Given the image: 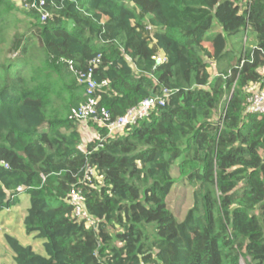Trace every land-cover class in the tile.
Returning a JSON list of instances; mask_svg holds the SVG:
<instances>
[{
    "label": "trees",
    "instance_id": "obj_1",
    "mask_svg": "<svg viewBox=\"0 0 264 264\" xmlns=\"http://www.w3.org/2000/svg\"><path fill=\"white\" fill-rule=\"evenodd\" d=\"M241 33L252 43L238 49ZM6 43L0 213L26 194L24 234L45 254L5 234L14 264H264V117L244 91L264 88V0H0ZM97 58L112 120L155 100L121 135L89 120L82 145L68 117L85 101L77 73ZM182 181L179 219L167 197ZM73 189L94 227L74 219Z\"/></svg>",
    "mask_w": 264,
    "mask_h": 264
},
{
    "label": "built area",
    "instance_id": "obj_2",
    "mask_svg": "<svg viewBox=\"0 0 264 264\" xmlns=\"http://www.w3.org/2000/svg\"><path fill=\"white\" fill-rule=\"evenodd\" d=\"M45 16L42 15V20ZM148 29H150L148 27ZM158 63L162 62L161 57H157ZM70 70L75 71L74 63L70 60L63 61ZM99 59H94L89 62L88 68L84 72L77 73V81L84 87L85 101L73 107L69 112V119L77 121L80 124H85L89 120L105 127L109 136L121 135L128 127L137 125L141 121L148 118L153 104H150L148 100L141 102L137 107L130 109L123 116L111 119L110 114L104 109L98 106V97L95 96V92L104 89L107 86L106 81L97 82L94 79L93 71L97 68ZM258 73L263 74V69H259ZM245 96L247 103V112L249 114H255L264 117V88L259 82L252 83L245 88ZM164 101H160V105H163ZM94 175L93 171H89L86 175V180L91 181L90 177ZM83 200L84 197L79 190H71L69 194V201L73 207V217L77 221H84L87 228L94 227L95 223L93 219L89 218L83 213Z\"/></svg>",
    "mask_w": 264,
    "mask_h": 264
},
{
    "label": "rangeland",
    "instance_id": "obj_3",
    "mask_svg": "<svg viewBox=\"0 0 264 264\" xmlns=\"http://www.w3.org/2000/svg\"><path fill=\"white\" fill-rule=\"evenodd\" d=\"M25 28L26 27L24 24L22 26L17 25L16 28H11L8 33V37L12 39L13 35H15L17 32L22 34ZM230 41L239 49L242 46L252 43V38L245 33H241L230 38ZM2 48L3 50L1 51ZM8 48L9 43H6L0 47V53L3 52V56L0 57V60L3 59ZM78 127L83 136L82 145H85L86 142L94 135L92 128L88 126L87 123L79 124ZM172 176L177 178L178 171L172 170ZM183 183L185 182L182 181L176 184L173 187L171 194L167 197L168 208L179 219L184 216L186 210L190 206L189 199L191 191L187 190ZM20 197L21 198L19 199L18 205L0 213V264H14L13 254L4 241L5 234L15 237L23 246H31L35 253L42 256L45 255L42 248V243L40 241H35L33 237H29L24 234V229L22 227V217L24 215V210L27 208V195L24 194V196ZM240 264L247 263L243 259H240Z\"/></svg>",
    "mask_w": 264,
    "mask_h": 264
},
{
    "label": "water",
    "instance_id": "obj_4",
    "mask_svg": "<svg viewBox=\"0 0 264 264\" xmlns=\"http://www.w3.org/2000/svg\"><path fill=\"white\" fill-rule=\"evenodd\" d=\"M154 100H155V96L152 94V95L150 96V98L148 99V102H149L150 104H153V103H154Z\"/></svg>",
    "mask_w": 264,
    "mask_h": 264
},
{
    "label": "bare ground",
    "instance_id": "obj_5",
    "mask_svg": "<svg viewBox=\"0 0 264 264\" xmlns=\"http://www.w3.org/2000/svg\"><path fill=\"white\" fill-rule=\"evenodd\" d=\"M220 71V70H219Z\"/></svg>",
    "mask_w": 264,
    "mask_h": 264
}]
</instances>
